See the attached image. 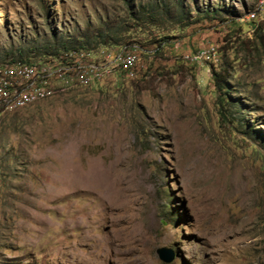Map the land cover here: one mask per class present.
Wrapping results in <instances>:
<instances>
[{"label": "rangeland", "instance_id": "1", "mask_svg": "<svg viewBox=\"0 0 264 264\" xmlns=\"http://www.w3.org/2000/svg\"><path fill=\"white\" fill-rule=\"evenodd\" d=\"M260 2L0 0V66L142 51L134 78L0 109V264H264Z\"/></svg>", "mask_w": 264, "mask_h": 264}, {"label": "built area", "instance_id": "2", "mask_svg": "<svg viewBox=\"0 0 264 264\" xmlns=\"http://www.w3.org/2000/svg\"><path fill=\"white\" fill-rule=\"evenodd\" d=\"M264 18V0L247 15L255 21ZM244 18H239L243 22ZM211 48L207 54L212 53ZM142 51L137 45L114 48H68L64 52L39 60L7 61L0 66V109L20 110L59 96L79 87L101 84L107 78L123 75L134 78ZM206 51L186 56L191 63L205 58Z\"/></svg>", "mask_w": 264, "mask_h": 264}, {"label": "trees", "instance_id": "3", "mask_svg": "<svg viewBox=\"0 0 264 264\" xmlns=\"http://www.w3.org/2000/svg\"><path fill=\"white\" fill-rule=\"evenodd\" d=\"M219 75L220 74H218V73H214L215 84H216V86H218L217 88H219V87L223 88L225 85V82H224L225 80L223 81L222 79H220ZM178 214H179V212L177 210H172V212H171V216H172V218H174V220L178 217Z\"/></svg>", "mask_w": 264, "mask_h": 264}, {"label": "water", "instance_id": "4", "mask_svg": "<svg viewBox=\"0 0 264 264\" xmlns=\"http://www.w3.org/2000/svg\"><path fill=\"white\" fill-rule=\"evenodd\" d=\"M166 250H162V249H159L158 251H157V253H158V255H159V257H160V259H162L164 262H166V263H170L171 261H172V257H167L166 256Z\"/></svg>", "mask_w": 264, "mask_h": 264}]
</instances>
